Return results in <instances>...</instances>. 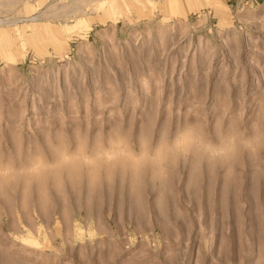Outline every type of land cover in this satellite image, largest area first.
<instances>
[{
    "label": "rangeland",
    "instance_id": "374dc122",
    "mask_svg": "<svg viewBox=\"0 0 264 264\" xmlns=\"http://www.w3.org/2000/svg\"><path fill=\"white\" fill-rule=\"evenodd\" d=\"M0 264H264V0H0Z\"/></svg>",
    "mask_w": 264,
    "mask_h": 264
}]
</instances>
